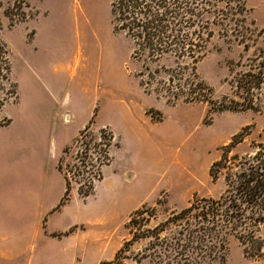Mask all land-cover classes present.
I'll return each instance as SVG.
<instances>
[{
  "label": "rangeland",
  "instance_id": "rangeland-1",
  "mask_svg": "<svg viewBox=\"0 0 264 264\" xmlns=\"http://www.w3.org/2000/svg\"><path fill=\"white\" fill-rule=\"evenodd\" d=\"M110 1L0 0V39L16 85V98L0 109V121L9 119L0 128V233L15 234L9 241L23 250L16 264H26L29 257L32 264H106L129 239L125 224L136 209H151L153 226L195 198L223 192L224 172L211 181L208 169L226 141L243 137L228 157H243L264 145V83L244 94L235 88L242 74L264 65L263 29L254 23L262 34L249 37L247 51L215 37L196 65L197 81L211 89L199 95L217 104L253 100L256 107L212 114L206 105L172 106L142 91L134 77L137 65L129 60L130 43L112 32ZM246 4L249 20L264 26V0ZM89 124L91 136L74 144ZM101 129L111 132L116 147L101 180L82 198L77 188L87 184L84 171L98 167L103 148L94 147ZM85 145L92 167L75 160ZM59 160L70 184L69 199L60 206ZM43 215L48 231L73 226L78 247L70 249L65 239L38 238L30 249L29 232ZM258 236L257 257L245 256L231 240L225 264H264V228Z\"/></svg>",
  "mask_w": 264,
  "mask_h": 264
},
{
  "label": "trees",
  "instance_id": "trees-1",
  "mask_svg": "<svg viewBox=\"0 0 264 264\" xmlns=\"http://www.w3.org/2000/svg\"><path fill=\"white\" fill-rule=\"evenodd\" d=\"M250 14L246 0L110 1L112 32L121 34L130 43L129 60L137 65L134 77L142 91L172 106L206 105L209 106L207 113L212 114L256 109L253 100L217 104L199 95L211 89L198 82L195 74L196 65L209 51L215 37L248 50L249 37L262 34V30L254 28V21L249 20ZM10 74L9 52L0 39V109L16 98V85ZM263 83L264 65L259 64L242 74L235 88L244 94L258 90ZM8 123L9 119H2L0 128ZM90 136L89 124L78 133L74 144ZM98 140L94 148H103L96 158L98 167L95 171H84L88 175L87 184L77 188L82 198L101 180V169L110 164L111 149L116 147L113 135L104 129L99 131ZM242 141L240 134L234 135L209 166L211 181L219 172H224V190L218 197L195 198L188 206L171 212L153 226H149L154 218L152 210L141 206L125 224L129 239L106 264H124L125 261L131 264H225L231 240L243 247L245 256L257 257L262 248L258 233L264 228V145L258 144L254 152L243 157H228L231 149ZM86 146L83 156L76 154L75 157L83 168L86 162L92 167V153ZM68 149L65 148L63 154ZM56 169L64 182L60 206L69 199L70 184L60 160ZM136 244L140 247L131 252ZM248 247L255 253L250 255Z\"/></svg>",
  "mask_w": 264,
  "mask_h": 264
},
{
  "label": "crops",
  "instance_id": "crops-1",
  "mask_svg": "<svg viewBox=\"0 0 264 264\" xmlns=\"http://www.w3.org/2000/svg\"><path fill=\"white\" fill-rule=\"evenodd\" d=\"M254 23L260 28L264 30V26L259 24L256 20H254ZM196 105V104H194ZM201 105V104H199ZM226 141L222 146L227 145ZM221 146V147H222ZM61 175V174H60ZM62 177V176H61ZM63 182V178H62ZM63 189H64V182H63ZM213 198V197H212ZM215 198V197H214ZM47 215V214H46ZM42 216V217H37L35 219V227L34 231L31 233L29 232L30 240L32 241V244L30 245V249H33V243L38 240V238H42L45 241L52 240V241H61L63 239L67 240V243L69 245L70 249H75V247H78L79 241L76 240L75 238V233H72L69 228L67 231H48L46 229V217L47 216ZM41 232V233H40ZM60 234V238L52 235H58ZM15 234L12 235H5L0 233V260L7 262L8 264H16L15 262L18 260V256L20 253L23 251L20 247L17 246V243L13 241H9L10 238H14ZM2 244H5L4 246ZM83 244L86 246L88 243L86 241L83 242ZM88 250V249H87ZM26 264H32L31 257H29L28 261Z\"/></svg>",
  "mask_w": 264,
  "mask_h": 264
}]
</instances>
